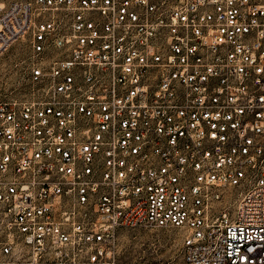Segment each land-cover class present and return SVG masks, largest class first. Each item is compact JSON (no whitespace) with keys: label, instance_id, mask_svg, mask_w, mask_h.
<instances>
[{"label":"built area","instance_id":"obj_1","mask_svg":"<svg viewBox=\"0 0 264 264\" xmlns=\"http://www.w3.org/2000/svg\"><path fill=\"white\" fill-rule=\"evenodd\" d=\"M0 264H113L121 227L180 264H264V0H10ZM168 264V263H166Z\"/></svg>","mask_w":264,"mask_h":264},{"label":"rangeland","instance_id":"obj_2","mask_svg":"<svg viewBox=\"0 0 264 264\" xmlns=\"http://www.w3.org/2000/svg\"><path fill=\"white\" fill-rule=\"evenodd\" d=\"M10 0H0L7 3ZM25 44L18 42L0 57L4 90L21 97L29 87L24 72ZM113 264H180L181 233L171 227H121L114 233Z\"/></svg>","mask_w":264,"mask_h":264}]
</instances>
